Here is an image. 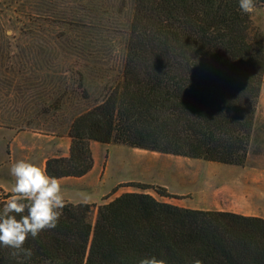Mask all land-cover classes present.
<instances>
[{
  "label": "trees",
  "instance_id": "obj_1",
  "mask_svg": "<svg viewBox=\"0 0 264 264\" xmlns=\"http://www.w3.org/2000/svg\"><path fill=\"white\" fill-rule=\"evenodd\" d=\"M4 8L0 112L33 100L40 114L67 118L68 156L47 158L49 176L86 175L90 142L244 166L264 33L239 0H9ZM92 207L65 202L55 229L27 238L30 258L0 245V264H264L262 218L145 192L99 205L94 219Z\"/></svg>",
  "mask_w": 264,
  "mask_h": 264
},
{
  "label": "rangeland",
  "instance_id": "obj_2",
  "mask_svg": "<svg viewBox=\"0 0 264 264\" xmlns=\"http://www.w3.org/2000/svg\"><path fill=\"white\" fill-rule=\"evenodd\" d=\"M6 3L9 0H0V9L4 14L10 15L4 8ZM251 18L253 25L264 33V4L255 7ZM11 33L7 31V34ZM2 92L0 91V102L4 98ZM3 107L6 109L0 112V200L7 194H12L14 178L11 176L7 180L3 177L10 173L13 163L24 160L44 169V158L66 154L69 144V138L64 133L66 116L59 114L46 117L40 114V106L37 107L33 100L29 103L20 101L15 107L11 103L3 104ZM262 120L264 80L255 118V121ZM90 149L93 166L87 173L88 176L72 184L67 182L70 180H66L61 186L65 202L76 204L75 201H84L93 205L92 219L95 218L99 205L126 192H145L158 200L203 210L234 209L233 166L124 145L90 142ZM10 153L13 156L11 163L6 160ZM136 185L149 188L142 190ZM155 187L163 188L171 196L158 195ZM237 187L240 189V186ZM79 194L89 199L84 200ZM248 204L246 202L244 205L247 207Z\"/></svg>",
  "mask_w": 264,
  "mask_h": 264
},
{
  "label": "clouds",
  "instance_id": "obj_3",
  "mask_svg": "<svg viewBox=\"0 0 264 264\" xmlns=\"http://www.w3.org/2000/svg\"><path fill=\"white\" fill-rule=\"evenodd\" d=\"M242 12L255 11V0H239ZM10 175L14 178L12 194L0 209V245L13 249V256L21 253L31 257L24 244L29 236L36 238L42 231L55 229L65 207L61 182L49 176L44 169L28 161L12 164ZM81 195L82 199L89 197ZM139 264H166L156 257L141 259ZM190 264H202L196 259Z\"/></svg>",
  "mask_w": 264,
  "mask_h": 264
},
{
  "label": "crops",
  "instance_id": "obj_4",
  "mask_svg": "<svg viewBox=\"0 0 264 264\" xmlns=\"http://www.w3.org/2000/svg\"><path fill=\"white\" fill-rule=\"evenodd\" d=\"M69 145L70 138L69 144L67 146V153L60 156H68ZM12 157L13 156L10 153L6 157V160L11 163ZM50 157H58V155H52ZM47 158L49 157H46L43 160V168L45 167ZM233 168H235L233 171L234 187L232 191L234 209L220 211L233 212L244 216L264 219V120L254 122L252 138L250 141L247 159L244 166H233ZM88 174L79 178L67 177L61 178L59 180L61 183L66 182V180H70L67 182H70L72 184L74 182H78L79 180H84L88 176ZM10 177V173H6L3 179L5 178L8 180L10 179ZM237 186H240V189ZM161 201L168 202L165 200ZM78 202L84 201H75V203ZM246 202H249L247 207L244 205ZM172 204L185 208L199 209L197 207L189 205H179L175 203Z\"/></svg>",
  "mask_w": 264,
  "mask_h": 264
}]
</instances>
